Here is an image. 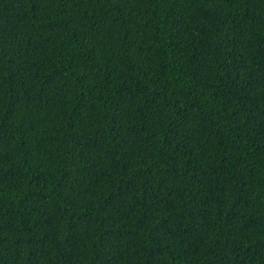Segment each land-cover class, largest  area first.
Returning <instances> with one entry per match:
<instances>
[{"label":"trees","instance_id":"1","mask_svg":"<svg viewBox=\"0 0 264 264\" xmlns=\"http://www.w3.org/2000/svg\"><path fill=\"white\" fill-rule=\"evenodd\" d=\"M0 264H264V0H0Z\"/></svg>","mask_w":264,"mask_h":264}]
</instances>
